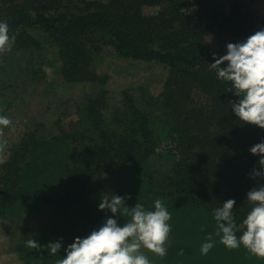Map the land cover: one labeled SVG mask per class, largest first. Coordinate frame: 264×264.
I'll return each mask as SVG.
<instances>
[{
    "label": "trees",
    "instance_id": "obj_1",
    "mask_svg": "<svg viewBox=\"0 0 264 264\" xmlns=\"http://www.w3.org/2000/svg\"><path fill=\"white\" fill-rule=\"evenodd\" d=\"M0 21L15 37L14 50H37L40 64L49 44L55 60L48 65L57 61L64 80L99 85L78 102L69 128L50 136L29 130L0 158V220L22 224L12 247L21 264H57L63 250L52 255L26 241L43 245L63 237L67 245L87 235L112 215L97 207L111 193L125 196L129 207L154 209L156 199L166 204L172 225L166 254L141 249L151 264H264L215 235L213 210L223 201H237L238 223L251 208L245 196L256 181L248 173L259 165L249 148L264 139V129L243 125L232 112L229 101L238 98L210 68L208 39L229 31L233 42L243 40L264 26V14L238 2L223 10L218 0H0ZM107 46L123 58L165 65L161 92L127 89L122 106L111 107L108 75L97 71ZM40 65L32 77L45 75ZM43 215L42 226L29 223ZM209 234L215 245L205 255L200 248Z\"/></svg>",
    "mask_w": 264,
    "mask_h": 264
},
{
    "label": "clouds",
    "instance_id": "obj_2",
    "mask_svg": "<svg viewBox=\"0 0 264 264\" xmlns=\"http://www.w3.org/2000/svg\"><path fill=\"white\" fill-rule=\"evenodd\" d=\"M14 39L8 23L0 21V51L8 50ZM212 57L210 68L215 70L216 78L230 82L229 92L238 98L229 101L234 115L243 125L264 129V26L243 40L228 42L224 54L213 52ZM12 124L9 116L0 115V131ZM249 152L258 156L259 165L248 173L249 178L256 181L245 196L251 208L238 223L234 215L237 201L234 198L223 201L213 210L215 235L229 249L242 245L251 254L264 258V139L250 146ZM153 204L154 209L138 202L129 207L125 196L107 194L101 197L97 207L112 215H107L87 235L75 236L67 245L63 237L43 245L37 239H29L26 244L34 249L44 247L52 255L63 250L57 264H151L141 249L164 256L167 252L164 245L172 228L166 204L161 199L154 200ZM125 214L131 219L121 223L119 218ZM214 245L209 234L201 245V253L206 255Z\"/></svg>",
    "mask_w": 264,
    "mask_h": 264
},
{
    "label": "rangeland",
    "instance_id": "obj_3",
    "mask_svg": "<svg viewBox=\"0 0 264 264\" xmlns=\"http://www.w3.org/2000/svg\"><path fill=\"white\" fill-rule=\"evenodd\" d=\"M235 2L240 3L243 10L251 11L255 16L264 14V0H218L223 10H228ZM155 10L156 7L146 8L147 12ZM233 38L229 31H217L208 36L214 52L220 55L225 53L226 44L233 42ZM46 47L48 48L43 52L44 57L39 62L44 66L45 75L35 74L33 76L36 77L35 80L30 73L41 66L36 64L39 55L37 50L17 51L10 46L8 50L0 51V67L4 65L9 71L0 68V102L4 99V103L0 105V113L9 116L13 122L12 126L0 131V158L6 155V149L13 142L18 141L29 130L38 129L50 136L61 129L69 128V124L78 117V102L84 96L95 95L99 89V85L94 82L72 83L64 80L57 61L53 66L48 65L55 57L49 49V44ZM15 67L23 71L11 73ZM97 71L108 75L106 86L111 107L122 106L123 91L127 89L144 86L154 95H158L168 75L165 65L157 61L120 57L112 46H107L98 59ZM16 73L19 75L16 76ZM157 117L159 119H156L157 121L162 120L161 113H157ZM165 146V143L160 145L158 150ZM46 219L45 215L33 216L29 223L40 227ZM21 225L0 220V264H21L18 253L12 250L16 241L15 235L22 229Z\"/></svg>",
    "mask_w": 264,
    "mask_h": 264
}]
</instances>
